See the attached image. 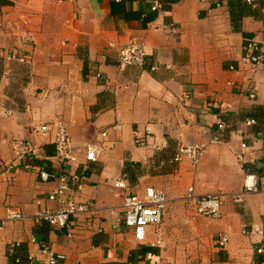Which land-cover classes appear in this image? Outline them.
<instances>
[{
    "label": "crops",
    "instance_id": "1",
    "mask_svg": "<svg viewBox=\"0 0 264 264\" xmlns=\"http://www.w3.org/2000/svg\"><path fill=\"white\" fill-rule=\"evenodd\" d=\"M133 37L144 39L146 63L122 68L119 50ZM251 44L264 47V0H0V105L14 110L0 115V264H48L44 248L66 256L59 264H264V190L244 192L247 174L264 183V60H245ZM58 118L77 156L66 169L83 177L74 188L89 208L72 236L34 219L58 207L57 183L41 171L65 165L40 131ZM17 140L33 145L25 160L15 161ZM89 143L102 147L97 161L86 159ZM195 145L205 147L198 164L175 160ZM148 186L169 199L161 246L153 228L139 243L113 227L111 210ZM190 187L221 194L222 216L196 214ZM8 205L24 219L5 220Z\"/></svg>",
    "mask_w": 264,
    "mask_h": 264
},
{
    "label": "built area",
    "instance_id": "2",
    "mask_svg": "<svg viewBox=\"0 0 264 264\" xmlns=\"http://www.w3.org/2000/svg\"><path fill=\"white\" fill-rule=\"evenodd\" d=\"M251 2L252 0H248ZM160 4L156 3L154 10L160 8ZM28 23V22H27ZM250 50L252 54L245 57V60L257 68L264 60V47H260L257 44H251ZM261 53L256 54V51ZM146 46L144 39L140 37L131 38L126 44H124L119 50V66L122 68L135 66L144 67L146 63ZM17 60L23 63H27L30 57L18 53L15 57ZM257 88L252 89L251 97H256ZM13 109L0 105V115L4 117H10L13 114ZM253 122V121H251ZM250 122V123H251ZM114 128L117 131L121 130V123H117ZM220 131L225 129L223 122L218 123ZM40 131L45 134H51L54 139V143L57 147L58 156L65 165L64 169H61L59 173L50 174L46 171H41V178L45 181L54 179L57 183L56 187L50 192L49 199L58 204L55 209L42 208L35 215V222L48 223L54 229L68 228L70 230V236L73 219L81 214L89 212L88 206L77 200L75 186L80 190L82 187L83 177L70 171H67L66 167L71 162L77 160V156L74 153L72 145V139L67 129V124L61 120L56 119L53 122L43 125ZM103 137H107V130L102 132ZM212 143L220 144L223 142V135L217 133L213 136ZM13 150L15 153V161L25 160L31 156L34 152L33 145L30 141L17 140L13 143ZM102 147L95 143H89L85 146L87 161H97ZM205 152V147L201 145H195L190 147H183L179 150L175 160L180 161L183 155H188L192 158L195 164H198L202 159ZM239 158L242 160V156ZM15 163L8 166V170H13ZM14 180L13 177L9 178V181ZM116 187L128 189V185L124 180H117L115 182ZM264 190V183L256 174H247L244 185L245 193H257ZM185 200L187 204L194 207L196 214L211 217L220 218L223 214V200L221 194H209L200 196L196 194L195 188L190 187L187 190ZM168 195L163 189L155 188L154 186H148L145 190V195L140 196L133 192H127L124 197V203L121 211L111 210L113 215V227L119 229L122 225L133 229L135 238L139 243H145L148 236V231L153 228L157 237L156 244L161 246L163 244V220L164 214L168 204ZM25 215L20 208L8 205L6 208L7 221H19L24 219ZM243 232H248V228L244 227ZM218 244L225 246L228 242V237L221 234L218 238ZM44 253L48 255V264H59L66 259L64 254H56L50 251L48 248L43 249ZM259 252H264L263 248L259 249Z\"/></svg>",
    "mask_w": 264,
    "mask_h": 264
}]
</instances>
